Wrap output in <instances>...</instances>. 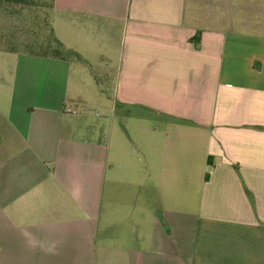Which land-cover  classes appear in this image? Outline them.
Wrapping results in <instances>:
<instances>
[{"label": "crops", "instance_id": "crops-1", "mask_svg": "<svg viewBox=\"0 0 264 264\" xmlns=\"http://www.w3.org/2000/svg\"><path fill=\"white\" fill-rule=\"evenodd\" d=\"M50 14L78 58L0 49V264H264V0ZM127 112L158 165L145 213L137 150L111 146Z\"/></svg>", "mask_w": 264, "mask_h": 264}, {"label": "rangeland", "instance_id": "rangeland-1", "mask_svg": "<svg viewBox=\"0 0 264 264\" xmlns=\"http://www.w3.org/2000/svg\"><path fill=\"white\" fill-rule=\"evenodd\" d=\"M32 4V5H31ZM28 6L25 4H13V3H0V48H8L17 53H42L47 46V42L52 39V33L50 29L51 14L49 9H45L48 1L33 0ZM96 65L94 67H97ZM86 69L87 75L89 74V68L80 66ZM96 74H99L96 70ZM88 77V76H87ZM83 80V79H82ZM86 81V78H85ZM105 90V87H103ZM88 93V92H87ZM82 96L85 94L82 93ZM85 97V96H84ZM85 109H79L82 112ZM90 111L93 114H102L104 111H99L96 106L91 107ZM108 114V112H107ZM112 115V151L118 150L116 135L121 133L126 137L125 143L128 149H136L137 155L141 158L142 172H143V186L140 189L138 195V210L142 212H148V206L152 205L154 200V188H156V178L158 175V165H155V169L152 170V175L149 174L148 166H151V146L152 142L145 133L140 136L135 135L133 128L137 127L136 119L128 115ZM91 121H95L97 117L89 115ZM108 125V122H107ZM144 125L142 126V128ZM126 128V132L124 131ZM133 143H131V141ZM125 139V138H124ZM157 143V148H158ZM151 176V177H150ZM161 205V198H158Z\"/></svg>", "mask_w": 264, "mask_h": 264}, {"label": "trees", "instance_id": "trees-1", "mask_svg": "<svg viewBox=\"0 0 264 264\" xmlns=\"http://www.w3.org/2000/svg\"><path fill=\"white\" fill-rule=\"evenodd\" d=\"M48 1V4L45 6V9L51 10V0H42ZM33 0H0V3H13V4H26L27 6L31 4ZM32 5V4H31ZM51 29V27H50ZM52 33V31H51ZM45 50L42 51L43 56L53 57L58 59H68V58H78V55L71 50L65 49L52 35V39L47 42ZM4 50H11L8 48H0ZM13 51V50H12Z\"/></svg>", "mask_w": 264, "mask_h": 264}]
</instances>
